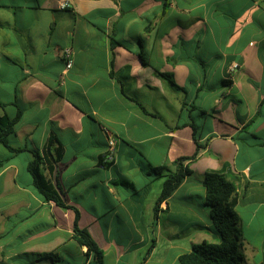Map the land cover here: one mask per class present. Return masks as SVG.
<instances>
[{
	"label": "crops",
	"instance_id": "obj_1",
	"mask_svg": "<svg viewBox=\"0 0 264 264\" xmlns=\"http://www.w3.org/2000/svg\"><path fill=\"white\" fill-rule=\"evenodd\" d=\"M64 1L70 9L0 0V113L22 112L9 140L25 149L0 169V264H91L73 238L75 209L102 264L109 253L122 264L150 223L219 239L208 172L237 179L245 263V245L264 260V0ZM64 47L74 50L69 71ZM233 63L240 67L229 74ZM109 134L118 139L111 165ZM51 135L64 156L44 174L68 207L46 201L28 171ZM198 145L183 163L192 174L156 216L165 180ZM9 154L0 143V158ZM52 253L59 258L40 257Z\"/></svg>",
	"mask_w": 264,
	"mask_h": 264
},
{
	"label": "trees",
	"instance_id": "obj_2",
	"mask_svg": "<svg viewBox=\"0 0 264 264\" xmlns=\"http://www.w3.org/2000/svg\"><path fill=\"white\" fill-rule=\"evenodd\" d=\"M6 106L0 99V108ZM22 117L19 110L14 117L0 113V143L6 147L10 154L0 158V169L9 161L12 155H17L25 149L15 148L11 145L9 137L15 133L17 123ZM201 146H197V153L191 157L179 158L176 170L171 173L164 182L162 192L157 199L154 212L157 216L160 205L169 199L180 187L184 179L192 172L184 166V162L196 159ZM34 159L28 165V171L32 176L35 188L41 193L46 201L54 202L58 206L68 207L62 198L61 187L55 184L50 176L56 171V166L64 156V147L54 135L47 138L42 151L33 152ZM164 168H156L154 172L161 174ZM48 172V176L44 174ZM123 185L132 187V183L123 181ZM206 190V204L211 210L215 232L218 234L219 242L210 243L204 241L194 244L192 250L179 257V264H244L245 255L242 252L243 231L241 228V217L237 210L238 193L237 179L218 172H208L203 181ZM76 211L74 228V240L81 246L87 247V256L93 258L91 264H102L104 252L93 239L91 233L79 226L80 212ZM40 257L55 261L58 254H46ZM25 264H37L29 262Z\"/></svg>",
	"mask_w": 264,
	"mask_h": 264
},
{
	"label": "rangeland",
	"instance_id": "obj_3",
	"mask_svg": "<svg viewBox=\"0 0 264 264\" xmlns=\"http://www.w3.org/2000/svg\"><path fill=\"white\" fill-rule=\"evenodd\" d=\"M159 182H162V179H157L155 181V190ZM153 195L154 193L151 194V197L154 199ZM213 227L214 225L212 229ZM117 229L119 233L124 230L121 226L117 227ZM145 229L144 236L139 237V239L142 240L139 243L138 250L131 253L122 264H179L178 257L180 255L188 252L193 243L202 242V240L198 238V234H196L197 229L188 227V225L182 224L181 226L176 225L171 227L161 226L157 229L155 224L150 223V226ZM206 234L208 235L206 238L208 242L216 243L219 241V239H215L210 232L207 231ZM245 248L247 264H261L264 262L261 257L254 260L251 256V251L246 245L244 246V249ZM106 262L107 264H112L110 253Z\"/></svg>",
	"mask_w": 264,
	"mask_h": 264
},
{
	"label": "built area",
	"instance_id": "obj_4",
	"mask_svg": "<svg viewBox=\"0 0 264 264\" xmlns=\"http://www.w3.org/2000/svg\"><path fill=\"white\" fill-rule=\"evenodd\" d=\"M58 7L60 10H68L71 8V4L68 1L59 0ZM59 54H60V58L62 59L65 65L66 71L71 70L75 62L74 50L72 49V47L62 48ZM239 67H240L239 64L233 63L229 67V74L234 73L236 70L239 69ZM117 143H118V139L114 135L109 134L107 152L104 158L105 164L111 165L115 162L117 156Z\"/></svg>",
	"mask_w": 264,
	"mask_h": 264
}]
</instances>
